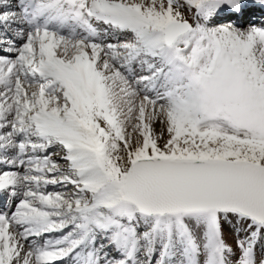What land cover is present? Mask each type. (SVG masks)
<instances>
[{
	"label": "snow or ice",
	"instance_id": "1",
	"mask_svg": "<svg viewBox=\"0 0 264 264\" xmlns=\"http://www.w3.org/2000/svg\"><path fill=\"white\" fill-rule=\"evenodd\" d=\"M0 200V264H264V0H0Z\"/></svg>",
	"mask_w": 264,
	"mask_h": 264
},
{
	"label": "rangeland",
	"instance_id": "2",
	"mask_svg": "<svg viewBox=\"0 0 264 264\" xmlns=\"http://www.w3.org/2000/svg\"><path fill=\"white\" fill-rule=\"evenodd\" d=\"M229 242L230 243H233L234 242L233 237L231 235H229Z\"/></svg>",
	"mask_w": 264,
	"mask_h": 264
}]
</instances>
